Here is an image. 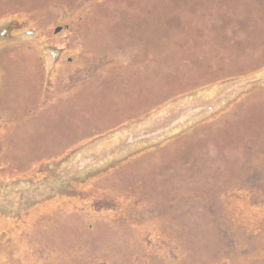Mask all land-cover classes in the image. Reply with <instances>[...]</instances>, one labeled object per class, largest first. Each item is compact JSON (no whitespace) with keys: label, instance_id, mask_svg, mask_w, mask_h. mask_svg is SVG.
Returning <instances> with one entry per match:
<instances>
[{"label":"rangeland","instance_id":"rangeland-1","mask_svg":"<svg viewBox=\"0 0 264 264\" xmlns=\"http://www.w3.org/2000/svg\"><path fill=\"white\" fill-rule=\"evenodd\" d=\"M0 264H264V0H0Z\"/></svg>","mask_w":264,"mask_h":264},{"label":"trees","instance_id":"trees-1","mask_svg":"<svg viewBox=\"0 0 264 264\" xmlns=\"http://www.w3.org/2000/svg\"><path fill=\"white\" fill-rule=\"evenodd\" d=\"M48 170L46 169V170H44V172H47ZM43 172V171H42ZM55 187H57V186H55ZM64 187H62V186H59V187H57L56 189H59V190H62ZM58 190V192H57V194L56 195H62V193L60 192ZM8 216V215H7ZM245 219L242 221V219H241V221H242V223H249V221L250 222H252V221H256L255 219H254V216L251 214H249V215H247V214H245ZM256 223V222H255ZM257 225V224H256Z\"/></svg>","mask_w":264,"mask_h":264},{"label":"water","instance_id":"water-1","mask_svg":"<svg viewBox=\"0 0 264 264\" xmlns=\"http://www.w3.org/2000/svg\"><path fill=\"white\" fill-rule=\"evenodd\" d=\"M60 31H61V29H58V30H57V33H59Z\"/></svg>","mask_w":264,"mask_h":264}]
</instances>
